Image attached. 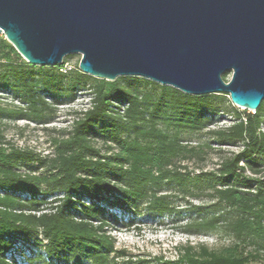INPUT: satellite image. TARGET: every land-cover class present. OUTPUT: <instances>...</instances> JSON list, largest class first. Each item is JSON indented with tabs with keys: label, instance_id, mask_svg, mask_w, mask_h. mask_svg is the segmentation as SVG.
<instances>
[{
	"label": "trees",
	"instance_id": "trees-1",
	"mask_svg": "<svg viewBox=\"0 0 264 264\" xmlns=\"http://www.w3.org/2000/svg\"><path fill=\"white\" fill-rule=\"evenodd\" d=\"M75 90L88 91L89 105L75 112L69 130L52 139L50 153L40 155L6 142L0 125V264H15L6 254L14 252L17 239L41 245L45 257L59 264H118L121 259H126L123 264H249L261 258L264 100L255 112L245 113L224 93L191 95L138 76L108 81L77 66L45 69L27 63L0 35V92L22 103L0 102V121H41L51 109L43 94L57 103ZM221 113L231 122L209 128ZM202 132L239 149L220 155L215 170L189 175L182 171L184 163L199 158L203 150L187 141ZM20 165L26 171H19ZM169 183L184 198L209 201L199 205L186 200L194 216L184 232L221 230L231 243L212 248L187 241L175 247V258L137 262L115 246L107 227L116 217L106 208L158 217L175 213L164 188ZM26 261L32 264L33 258Z\"/></svg>",
	"mask_w": 264,
	"mask_h": 264
},
{
	"label": "water",
	"instance_id": "water-1",
	"mask_svg": "<svg viewBox=\"0 0 264 264\" xmlns=\"http://www.w3.org/2000/svg\"><path fill=\"white\" fill-rule=\"evenodd\" d=\"M0 33L31 65L77 53L92 77L264 100V0H0Z\"/></svg>",
	"mask_w": 264,
	"mask_h": 264
},
{
	"label": "rangeland",
	"instance_id": "rangeland-1",
	"mask_svg": "<svg viewBox=\"0 0 264 264\" xmlns=\"http://www.w3.org/2000/svg\"><path fill=\"white\" fill-rule=\"evenodd\" d=\"M80 58V54L73 53L65 56L60 64L35 66L54 69V67L62 64L64 70L75 66L78 67ZM230 77L231 72L226 75V81ZM145 88L147 89L149 86L146 85ZM12 96L9 93L0 92V102L11 105H22L16 96ZM43 96H45V100L50 104L51 108L45 111L43 120L3 118L0 121L6 142L21 148H27L40 155L53 151L52 139L60 137V133L63 130L67 131L70 129L72 121L76 118L75 112L86 109L91 98L88 91L82 90H75L71 96H60L57 103L54 102L51 96L47 94H43ZM233 106L239 112H253V110ZM231 119L229 115L221 113L214 118L213 123L208 127L214 128L228 125ZM262 127L264 128V124ZM190 137V140L187 142L194 146H201L203 152L199 158L193 157L190 161L184 163L185 168L182 171L187 172L189 175L215 170L218 167L220 155H229L231 152L239 149L238 145H220L215 140L209 139L208 135L204 132L191 135ZM96 145L101 148L102 152L104 151V145L99 138L96 139ZM26 169L27 166L25 165L18 166L19 171H26ZM164 188L169 195V200L177 210L175 213L158 217L150 215L147 212L134 214L117 207L106 208L108 213H114L116 217V219L109 222L107 232L114 240L115 246L125 248L132 260L137 262V260L150 259L154 256L175 258V247L187 241L191 243L203 242L212 248H218L231 243V237L221 230L200 234H188L184 232L185 224L194 216L186 209V200L199 205H208L209 201L207 198L202 200L184 198L172 183L165 185ZM25 195L26 193L21 194L22 197ZM251 248V246H247L246 250H250ZM13 249L14 252H11V254L7 253L6 257H14L15 264H29L26 261L28 256L33 258L32 264H56L47 259L42 246L34 244L33 241L23 242L17 239ZM125 260L121 259L118 264H123ZM249 264H264V251H262L261 258L251 260Z\"/></svg>",
	"mask_w": 264,
	"mask_h": 264
},
{
	"label": "bare ground",
	"instance_id": "bare-ground-1",
	"mask_svg": "<svg viewBox=\"0 0 264 264\" xmlns=\"http://www.w3.org/2000/svg\"><path fill=\"white\" fill-rule=\"evenodd\" d=\"M51 261V260H50ZM51 262H55V261H51ZM56 264H59V263H57V262H55Z\"/></svg>",
	"mask_w": 264,
	"mask_h": 264
},
{
	"label": "built area",
	"instance_id": "built-area-1",
	"mask_svg": "<svg viewBox=\"0 0 264 264\" xmlns=\"http://www.w3.org/2000/svg\"><path fill=\"white\" fill-rule=\"evenodd\" d=\"M1 35H3L2 33H0ZM4 36V35H3Z\"/></svg>",
	"mask_w": 264,
	"mask_h": 264
}]
</instances>
